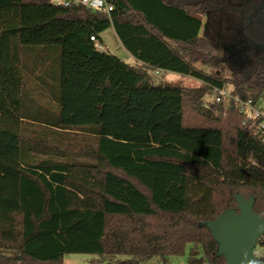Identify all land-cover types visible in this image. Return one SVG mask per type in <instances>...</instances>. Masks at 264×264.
<instances>
[{
  "label": "trees",
  "instance_id": "obj_1",
  "mask_svg": "<svg viewBox=\"0 0 264 264\" xmlns=\"http://www.w3.org/2000/svg\"><path fill=\"white\" fill-rule=\"evenodd\" d=\"M107 1L0 0V264H169L186 247L224 264L199 223L236 193L264 218V132L203 99L264 97V0ZM109 27L132 63L100 49Z\"/></svg>",
  "mask_w": 264,
  "mask_h": 264
},
{
  "label": "water",
  "instance_id": "obj_2",
  "mask_svg": "<svg viewBox=\"0 0 264 264\" xmlns=\"http://www.w3.org/2000/svg\"><path fill=\"white\" fill-rule=\"evenodd\" d=\"M236 208H228L215 218L201 221L217 244V256L224 264H264L252 254L258 236L264 233V218L253 211V196L235 194Z\"/></svg>",
  "mask_w": 264,
  "mask_h": 264
},
{
  "label": "built area",
  "instance_id": "obj_3",
  "mask_svg": "<svg viewBox=\"0 0 264 264\" xmlns=\"http://www.w3.org/2000/svg\"><path fill=\"white\" fill-rule=\"evenodd\" d=\"M53 4H60L63 6L69 5H82L85 8L109 14L112 10V4L107 0H49ZM91 40H95L93 36ZM210 90L214 92V96L211 103H215L221 100L226 102H232L238 113L241 115V123L248 125L255 131L264 132V110L259 108L251 99H241L238 95H233L226 88L212 87ZM205 106L209 103L203 101ZM252 254L263 262L264 260V233L260 234L252 248Z\"/></svg>",
  "mask_w": 264,
  "mask_h": 264
},
{
  "label": "rangeland",
  "instance_id": "obj_4",
  "mask_svg": "<svg viewBox=\"0 0 264 264\" xmlns=\"http://www.w3.org/2000/svg\"><path fill=\"white\" fill-rule=\"evenodd\" d=\"M205 22L206 21H204V25L202 28L203 30H204ZM100 36H101V42H102V43L101 42L99 43L100 47L108 48V50H110L112 53L117 55L119 58L123 59L124 61H127V63H132L131 58H129L127 55L125 56V54L123 53V49L120 46H118V44H117L118 42H116L114 32L110 27L105 29L101 33ZM226 50L228 51V52H226L227 55L228 54L229 55L235 54V51L232 47L225 49L224 51H226ZM215 53H216V50H215ZM195 65H197L200 69L204 68V66L200 65L198 62H196ZM226 73L228 74L229 72L227 71ZM166 74L167 73H165V72H161V73L160 72H153L151 74V77L153 79V82L155 84H158V83L164 82L162 80V78L165 77ZM168 83H170L176 87H189V86H193V85H197V84L203 85L197 79L191 78L188 76L172 77V78H170V82H168ZM228 88H229V86H228ZM213 96H214V92L212 90H209V92L205 95L203 101H205L206 103H209L207 107L211 106L212 103L210 101L212 100ZM256 105L259 108L264 110V97L261 98L257 102ZM0 146H1L0 151L2 153L5 149L2 147V145H0ZM7 156L5 158L6 160H10L12 158L9 155H7ZM187 251H188V247L185 248L183 255L170 257L168 263L169 264H188L186 261ZM62 260H63L64 264H83V263L96 264V262L99 261L98 258H94L91 255L83 254V253H67L63 256ZM140 264H161V262L158 258H155V259L151 260L149 263H140Z\"/></svg>",
  "mask_w": 264,
  "mask_h": 264
},
{
  "label": "crops",
  "instance_id": "obj_5",
  "mask_svg": "<svg viewBox=\"0 0 264 264\" xmlns=\"http://www.w3.org/2000/svg\"><path fill=\"white\" fill-rule=\"evenodd\" d=\"M112 29V28H111ZM113 30V29H112ZM115 35V34H114ZM115 38H116V36H115ZM116 42H118V40H117V38H116ZM102 43V42H101ZM171 44H173L172 42H170ZM118 44V46H120L121 47V45L119 44V42L117 43ZM102 46V45H101ZM117 46V45H116ZM122 48V47H121ZM100 49H102V50H107V51H109V52H111L110 50H108V48H102V47H100ZM123 49V48H122ZM123 53L125 54V56L127 55L129 58H131V62H133L134 61V59H133V57H131L124 49H123ZM127 62V61H126ZM156 72V71H155ZM162 72V71H161ZM160 72V73H161ZM165 73H167L166 75H165V77H163L162 78V80L163 81H166V82H170V78H172V77H178V76H181L182 77V75H179V74H176V73H173V72H165Z\"/></svg>",
  "mask_w": 264,
  "mask_h": 264
}]
</instances>
